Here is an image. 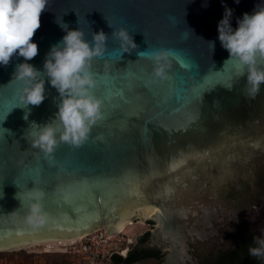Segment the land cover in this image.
<instances>
[{
    "label": "water",
    "instance_id": "obj_1",
    "mask_svg": "<svg viewBox=\"0 0 264 264\" xmlns=\"http://www.w3.org/2000/svg\"><path fill=\"white\" fill-rule=\"evenodd\" d=\"M261 2L224 0L233 9L232 27ZM45 7L32 37L38 53L29 61L41 72L51 46L64 35L56 20L80 27L89 41L92 32L107 34L104 53L89 65L103 118L81 145L58 142L46 157L32 144L29 125L55 117L59 93L45 77L46 98L28 105L29 112L19 106L22 82L14 77L23 58L0 65V251L75 239L101 227L115 233L137 220L153 223L144 247L166 250L157 264H198L187 252L190 245L218 242L229 229V185L264 171V84L254 99L246 98V77L237 75L235 60L224 63L229 53L217 38L224 4L46 0ZM108 23L125 27L137 47L122 51ZM160 48L189 65L170 58L174 99L166 86L149 87L153 64L138 56ZM185 90L196 94L181 99ZM192 117L197 122L189 127ZM34 199L43 205L42 223L29 219Z\"/></svg>",
    "mask_w": 264,
    "mask_h": 264
},
{
    "label": "clouds",
    "instance_id": "obj_2",
    "mask_svg": "<svg viewBox=\"0 0 264 264\" xmlns=\"http://www.w3.org/2000/svg\"><path fill=\"white\" fill-rule=\"evenodd\" d=\"M222 18L217 23L218 40L229 53L228 60H235L237 75L246 77L242 94L254 99L264 84V0L252 12H244L237 19L235 28L231 25L233 9L224 0ZM239 3V0H235ZM46 0H0V65L6 66L13 56L22 57L16 64L14 77L22 82L19 90V106H38L46 98L45 77L59 93V103L55 117L49 122L38 124L32 121L29 125V136L46 157L54 151L58 142L79 146L89 137L92 126L103 118L102 101L94 95L95 78L89 70L93 57L105 51L107 34L103 30L92 32V40L85 38L80 27L69 28L60 21L64 35L53 44L43 63V72L29 63L38 53V45L32 39L40 26V14L45 10ZM79 24V20L77 21ZM109 24V23H108ZM109 26L113 27L111 24ZM112 35L120 41L122 51H131L137 45L129 31L121 26L113 27ZM212 50L214 42L209 41ZM139 57H146L153 64L152 78H168L170 58L178 54L169 49L160 48L142 51ZM188 65H184L187 67ZM43 74V78L38 76ZM233 85H227L231 88ZM30 108L28 111L30 112ZM27 119V113L25 114ZM10 132L9 129H5ZM45 212L39 199L29 203V219L43 222ZM254 246L248 249L251 257H264V234L254 238Z\"/></svg>",
    "mask_w": 264,
    "mask_h": 264
},
{
    "label": "flooded vegetation",
    "instance_id": "obj_3",
    "mask_svg": "<svg viewBox=\"0 0 264 264\" xmlns=\"http://www.w3.org/2000/svg\"><path fill=\"white\" fill-rule=\"evenodd\" d=\"M224 199L230 221L226 236L218 242L190 245L187 252L198 264H264V257H251L248 252L249 247L254 246V238L264 234V171H259L251 180L230 184ZM152 224L150 222L151 227ZM136 242L135 239L133 255L160 252L161 259L166 253V250L146 248L144 242Z\"/></svg>",
    "mask_w": 264,
    "mask_h": 264
},
{
    "label": "built area",
    "instance_id": "obj_4",
    "mask_svg": "<svg viewBox=\"0 0 264 264\" xmlns=\"http://www.w3.org/2000/svg\"><path fill=\"white\" fill-rule=\"evenodd\" d=\"M136 234L127 230L107 233L104 227L91 231L75 239L56 242L62 252L73 255V264H121L114 256L125 257L134 244Z\"/></svg>",
    "mask_w": 264,
    "mask_h": 264
},
{
    "label": "rangeland",
    "instance_id": "obj_5",
    "mask_svg": "<svg viewBox=\"0 0 264 264\" xmlns=\"http://www.w3.org/2000/svg\"><path fill=\"white\" fill-rule=\"evenodd\" d=\"M135 224L126 226L125 230L129 232V234H141L147 231L150 227V223L141 222V221H130ZM140 223V224H139ZM60 249H62L61 245L49 241V242H38L29 246H22L19 249L12 250H2L0 251V256L2 257H10L15 261L17 258L25 257L28 260H41L38 264H48L46 261L51 260L54 261L55 264H68V257H66L65 253H63ZM1 258V257H0ZM146 262V261H144ZM21 264V263H19Z\"/></svg>",
    "mask_w": 264,
    "mask_h": 264
},
{
    "label": "trees",
    "instance_id": "obj_6",
    "mask_svg": "<svg viewBox=\"0 0 264 264\" xmlns=\"http://www.w3.org/2000/svg\"><path fill=\"white\" fill-rule=\"evenodd\" d=\"M148 233L149 231H145L141 234H139L136 237V244L137 243H143L147 237H148ZM133 246V245H132ZM65 253L66 257H68V264H73L74 263V257L72 254L68 253V252H63ZM160 252L159 253H155V254H151V255H144V254H139V255H133L132 254V247L129 250L128 254L126 255V257H121V256H114V260L121 263V264H157L159 262L160 259ZM1 258H4L2 256H0ZM0 258V259H1ZM5 258H10V257H5ZM18 260H20L21 264H38V262H40L41 260L37 259H33V260H28L25 257H21V258H17ZM146 261V262H144ZM46 263L48 264H55L54 261L48 260L46 261Z\"/></svg>",
    "mask_w": 264,
    "mask_h": 264
},
{
    "label": "snow or ice",
    "instance_id": "obj_7",
    "mask_svg": "<svg viewBox=\"0 0 264 264\" xmlns=\"http://www.w3.org/2000/svg\"><path fill=\"white\" fill-rule=\"evenodd\" d=\"M177 59H178V62H179L182 66H184V65H188V64L186 63V61H185L183 58H181V57H177ZM187 67H189V65H188ZM218 78H219V77H218ZM138 79H141V80H142L143 77L140 76V77H138ZM172 80H173V78H172L171 76H169V77H168L167 79H165V80L156 79L154 82H151V83L149 84V87H151L152 84H155L157 87H160V86H166L167 89H168L167 95H168L170 98H173V99H174V98L177 97L178 93H177V90H176V88H175V85L172 84ZM205 86H206V87H210V86H211V82H208ZM198 91H200V90L197 89L196 92H198ZM196 92H193L192 94H187V92H186V90H185V94L181 95L180 98H181V99H184V100L191 99V98L194 97V95L196 94ZM125 102H127V101H125ZM196 122H197V118H196V117H192V118H190V120H189V124H188V126H189V127H193V126H195ZM157 127H161V126L158 125ZM165 130L167 131V129H165ZM178 131H179V130H178ZM30 195H33V194H30Z\"/></svg>",
    "mask_w": 264,
    "mask_h": 264
},
{
    "label": "bare ground",
    "instance_id": "obj_8",
    "mask_svg": "<svg viewBox=\"0 0 264 264\" xmlns=\"http://www.w3.org/2000/svg\"><path fill=\"white\" fill-rule=\"evenodd\" d=\"M141 222H142V221H141ZM132 224H135V223L128 221V222L124 223V224H123L118 230H125L126 226H128V225H132ZM139 224H140V223H139ZM51 241H53V242H60V241H58V240H56V239H53V240H51ZM61 241H63V240H61ZM36 243H38V242H36ZM32 244H34V243H31V244H28V245H24V246H29V245H32ZM21 247H22V246H21ZM21 247H17V248H13V249H19V248H21Z\"/></svg>",
    "mask_w": 264,
    "mask_h": 264
},
{
    "label": "crops",
    "instance_id": "obj_9",
    "mask_svg": "<svg viewBox=\"0 0 264 264\" xmlns=\"http://www.w3.org/2000/svg\"><path fill=\"white\" fill-rule=\"evenodd\" d=\"M16 263L19 264L20 260H16ZM0 264H15V261L12 258H1Z\"/></svg>",
    "mask_w": 264,
    "mask_h": 264
}]
</instances>
